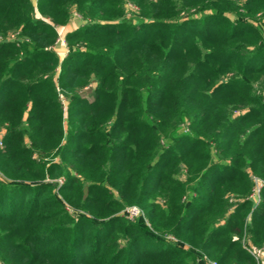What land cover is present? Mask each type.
Listing matches in <instances>:
<instances>
[{"label":"trees","instance_id":"trees-1","mask_svg":"<svg viewBox=\"0 0 264 264\" xmlns=\"http://www.w3.org/2000/svg\"><path fill=\"white\" fill-rule=\"evenodd\" d=\"M32 10L0 0V264H255L264 0H38L62 59Z\"/></svg>","mask_w":264,"mask_h":264},{"label":"rangeland","instance_id":"rangeland-1","mask_svg":"<svg viewBox=\"0 0 264 264\" xmlns=\"http://www.w3.org/2000/svg\"><path fill=\"white\" fill-rule=\"evenodd\" d=\"M31 1V5L33 8V16L35 18H37V20H40L41 22L43 21V23H48L49 25H51V27L54 29V32L56 33V38L55 41L52 45V50L56 53V55L58 56L59 59H62L66 54H67V50H68V46L65 40V35L71 31L73 28L78 27L81 22L80 20H77L76 15H73L71 21L69 24L65 25V26H56L53 23H51L47 18L42 17L41 15H39L38 11H37V5H38V0H30ZM128 7V6H127ZM131 8V7H130ZM129 8V9H130ZM128 9V8H127ZM131 12H129L128 14H134V10H129ZM17 32H13V31H9L6 33V36L0 37V42L5 41V40H9V41H15V40H21L22 42V38H18L17 37ZM18 38V39H17ZM24 40V39H23ZM92 85V84H91ZM93 86V85H92ZM85 89H83L81 91L82 94H86L87 91H84ZM63 104L65 103V100L63 99ZM238 111H235L234 114H238ZM184 129V127L182 128ZM1 138L2 135L0 136V147L2 146L1 144ZM45 161H50L48 159H44ZM52 161H55L54 158H52ZM45 182L51 183L53 185V191L57 192V189L59 188V186L61 185L62 182V177H55V178H51V177H46L44 179ZM251 181L253 183V186H255L258 182L262 183L263 186V181L261 179H259L258 177L252 176L251 177ZM49 196V195H47ZM53 197V196H50ZM48 197V198H50ZM235 199L234 198H230L229 197V202L234 204L235 203ZM257 201V202H256ZM259 202V195L254 197V200L252 201L253 207ZM126 208H136L139 210V214L137 217L130 219V218H126L124 216V210ZM66 209H69V207H66ZM68 211V210H67ZM121 212V216L127 220H142L144 222V224L148 227V221L147 219H145L146 217V213L143 209H140L139 207L135 206V205H129V206H125L122 210H120ZM249 223V217L247 216L245 224ZM166 238H168L169 240L173 239L176 240L175 238H173L172 236H167ZM240 244L242 249H244L252 258L255 264H262V258L264 255V247H260V248H255V247H251L248 243V237L243 234V237L240 239ZM195 264H212L215 263L214 261H212L211 259L207 258L205 255H196L195 257ZM216 264V263H215Z\"/></svg>","mask_w":264,"mask_h":264},{"label":"built area","instance_id":"built-area-1","mask_svg":"<svg viewBox=\"0 0 264 264\" xmlns=\"http://www.w3.org/2000/svg\"><path fill=\"white\" fill-rule=\"evenodd\" d=\"M262 187V183L258 182L255 186H253V189H252V192L250 194V199L253 201L254 200V197L255 196H258L259 195V191ZM257 202V201H256ZM124 216L126 218H130V219H133L135 217L138 216L139 214V210L136 209V208H126L124 210ZM173 240V239H172ZM212 264H215V263H212Z\"/></svg>","mask_w":264,"mask_h":264}]
</instances>
